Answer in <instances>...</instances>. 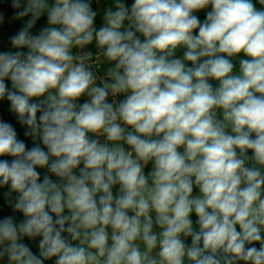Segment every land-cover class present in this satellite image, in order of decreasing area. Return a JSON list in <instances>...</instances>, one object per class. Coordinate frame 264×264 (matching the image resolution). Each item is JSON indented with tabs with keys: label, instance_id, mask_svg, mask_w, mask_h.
Returning <instances> with one entry per match:
<instances>
[{
	"label": "clouds",
	"instance_id": "obj_1",
	"mask_svg": "<svg viewBox=\"0 0 264 264\" xmlns=\"http://www.w3.org/2000/svg\"><path fill=\"white\" fill-rule=\"evenodd\" d=\"M12 6L30 19L0 52V100L44 147L0 122V186L24 217L0 219V264H264V10L115 0L97 29L89 0ZM93 42L94 62L73 54Z\"/></svg>",
	"mask_w": 264,
	"mask_h": 264
},
{
	"label": "trees",
	"instance_id": "obj_2",
	"mask_svg": "<svg viewBox=\"0 0 264 264\" xmlns=\"http://www.w3.org/2000/svg\"><path fill=\"white\" fill-rule=\"evenodd\" d=\"M23 3L24 0H22V7H23ZM252 3L255 5V7L258 10H264V5H260L258 3V0H252ZM12 4H13V0H0V17H2V20H0V52L16 51V49H14L11 46L9 38L15 35L18 31H20L25 26L26 21L30 19L28 17L15 18V13L17 9L13 8ZM20 10H22V8ZM194 14L198 16L201 22H203L206 19V13L205 14L194 13ZM42 21H43L42 18H40L36 22L34 27L30 30L33 35H38L40 30L44 28V26L42 25ZM125 24L127 27V21H125ZM195 34H198V30L194 32V35ZM137 35L139 36L140 34L138 33ZM140 38L141 40H143L142 36H140ZM24 51H27V49H24ZM233 63L235 65V69H239L238 63H236L235 61H233ZM215 81L216 80H210L209 83L213 85ZM6 84L8 85L9 90H11V82L6 81ZM39 115L40 113L37 114L38 117ZM0 122L9 123L15 129L17 133V139L24 141L27 149H30L31 147L37 144H39V146L41 147H44L39 140H36L31 136L25 135V133L28 131V128L26 125H22L19 122L18 116L10 110V102L7 100L6 97L3 100H0ZM0 159H8L9 161H11L12 158L0 157ZM38 171L41 173V179H43V176L45 174H48L54 182L58 181V178L55 177L53 174L47 173V169H38ZM118 187H119L118 185L114 187L113 189L114 194L118 191ZM15 196L16 194L10 192L9 187L0 186V219L11 216L14 219V222L16 223H19L24 219L21 213L15 212L13 210L12 205L14 203ZM192 219L195 225L196 216L194 213L192 214ZM38 239L39 238H37L36 240H30L28 238H25L23 241L31 248L33 253L37 255L39 252ZM187 242L190 243V238H188ZM45 264H52V262L46 261Z\"/></svg>",
	"mask_w": 264,
	"mask_h": 264
},
{
	"label": "crops",
	"instance_id": "obj_3",
	"mask_svg": "<svg viewBox=\"0 0 264 264\" xmlns=\"http://www.w3.org/2000/svg\"><path fill=\"white\" fill-rule=\"evenodd\" d=\"M128 1L130 0H123V2L127 5ZM54 0H49V4L53 3ZM93 8L94 11L97 12V17H96V20H95V27L98 29L99 27L103 26L104 25V13H105V10L106 9H109L111 8V10L115 11V0H109V1H106V2H101V3H97L95 5H92L91 6ZM28 18H30V16H28ZM42 25L44 27H47V17L46 15L45 16H42ZM125 27H126V24H125ZM89 49L91 52L97 54L98 52V49L96 47V44L95 42H93L92 44L89 45ZM75 48L73 49V52H74ZM186 51V48L184 47H178L177 50L175 51L174 53V56L176 58H183V54L184 52ZM113 65L110 64V63H107V62H104L103 61V58H101V64H100V71H99V75L101 78L105 77V73L107 71V69L109 67H112ZM190 66V65H189ZM236 71H238V69H235ZM110 82V81H109ZM97 83V86H100V82H99V79H97L96 81ZM213 87L216 88V87H219V81H215V83L213 84ZM89 98L87 96H83L80 98V100L78 101V103H83L85 102L86 100H88ZM91 135V134H90ZM95 138V137H93ZM111 146V145H110ZM125 148H127L128 146L125 144L124 145ZM249 155H251V153H249ZM152 169V163L150 162L146 167H145V174L147 175ZM198 193V189H194V195ZM159 229H157L158 231Z\"/></svg>",
	"mask_w": 264,
	"mask_h": 264
},
{
	"label": "built area",
	"instance_id": "obj_4",
	"mask_svg": "<svg viewBox=\"0 0 264 264\" xmlns=\"http://www.w3.org/2000/svg\"><path fill=\"white\" fill-rule=\"evenodd\" d=\"M106 1H109V0H89V2L91 3V6H92V5H95V4H97V3L106 2ZM82 52H91L90 49H89V45L86 46L83 50L78 49V48H75L73 54H74V55H76V54H81ZM91 53H92V56H93V62H94L97 54H95V53H93V52H91ZM94 70L97 71V75L100 77V75H99L100 67H99L98 70L95 69V68H94ZM99 82H100V86H103L102 83H101V79H99ZM125 95H126V94H119V95H118L117 97H115V98H113V97L110 95L109 98H108V100H109V102H113V100H115V101L118 103L119 101H121V100L124 99ZM95 138H96V137H95ZM99 139L101 140V142H106V139H105V137H103V136H100Z\"/></svg>",
	"mask_w": 264,
	"mask_h": 264
},
{
	"label": "rangeland",
	"instance_id": "obj_5",
	"mask_svg": "<svg viewBox=\"0 0 264 264\" xmlns=\"http://www.w3.org/2000/svg\"><path fill=\"white\" fill-rule=\"evenodd\" d=\"M134 2V0H130V1H128V3H127V5H128V7H130L131 6V4ZM211 9H210V7L208 8V9H204V10H201V11H199V12H196L197 14H205V13H207V11H210ZM241 58H245V57H243V54H241ZM236 62V61H235ZM236 63H238V62H236ZM239 70V69H238Z\"/></svg>",
	"mask_w": 264,
	"mask_h": 264
}]
</instances>
